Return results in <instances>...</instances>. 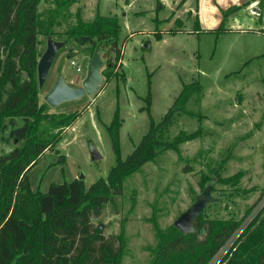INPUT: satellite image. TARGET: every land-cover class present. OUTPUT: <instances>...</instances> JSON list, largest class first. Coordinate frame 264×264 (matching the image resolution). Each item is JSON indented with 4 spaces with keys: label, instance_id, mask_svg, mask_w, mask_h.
<instances>
[{
    "label": "rangeland",
    "instance_id": "rangeland-1",
    "mask_svg": "<svg viewBox=\"0 0 264 264\" xmlns=\"http://www.w3.org/2000/svg\"><path fill=\"white\" fill-rule=\"evenodd\" d=\"M67 4L56 33L37 37L39 58L49 37L65 42L39 88L41 103L59 74L73 86L85 76L91 46L64 34L77 23L78 13L84 21L96 13L115 15L121 54L115 70L103 75L96 94L56 107L45 102L46 111L57 115L83 111L30 169L32 191L45 192L51 183L81 175L86 188L106 178L115 163L107 131L114 114L120 122L118 154L123 160L149 121L159 123L173 105L163 138L170 140L179 132L198 135L179 144V157L174 150L161 151L126 176L121 193L91 220L102 225L105 236L122 234L121 264H150L158 241L155 228L171 224L209 178L217 200L204 207L203 215L240 219L237 231L207 264L224 263L240 234L264 214V0H197L196 9L195 0H69ZM52 6L53 0H42L39 10ZM105 54L101 52L102 69ZM191 83L198 88H189L193 93L186 99L179 96L183 85ZM89 141L101 155L96 161L90 158ZM12 145L11 139L0 142V152Z\"/></svg>",
    "mask_w": 264,
    "mask_h": 264
},
{
    "label": "trees",
    "instance_id": "trees-1",
    "mask_svg": "<svg viewBox=\"0 0 264 264\" xmlns=\"http://www.w3.org/2000/svg\"><path fill=\"white\" fill-rule=\"evenodd\" d=\"M53 1L52 8L40 11L42 0H0V142L13 141L11 149L0 152V264H121L122 234L105 236L92 217L100 216L104 205L121 193L126 176L161 151L174 150L179 157V144L198 132L163 138L171 123L172 105L159 123L149 121L147 131L122 160L118 154L120 122L115 113L107 126L115 163L106 178H98L88 188L75 178L51 183L45 192L32 191L30 169L44 151L55 147L62 132L83 111L57 115L47 112L46 103L40 102L37 37L56 33L69 2ZM80 18L78 13L77 23L64 34L82 46L90 45L91 55L96 48L105 50L108 59L101 74L113 72L121 54L117 17L96 13L89 21ZM154 35L160 37L159 32ZM190 85H183L179 96L186 99L193 93L191 88H198ZM213 174L220 181L217 170ZM203 209L190 233L180 232L172 223L155 228L158 241L150 264L208 263L238 228L240 219L208 218ZM256 220L240 234L222 264H264V214Z\"/></svg>",
    "mask_w": 264,
    "mask_h": 264
},
{
    "label": "water",
    "instance_id": "water-1",
    "mask_svg": "<svg viewBox=\"0 0 264 264\" xmlns=\"http://www.w3.org/2000/svg\"><path fill=\"white\" fill-rule=\"evenodd\" d=\"M64 43V41L54 40L50 37L47 39L45 51L38 59L36 67L39 88L42 87L47 78L57 51ZM103 65L104 61L101 57L100 49L96 48L87 64L86 73L81 80V84L79 86L70 85L65 81L64 76L59 74L55 79L53 88L45 94V102L52 107H56L60 103L79 99L85 94H96L99 84L103 81V75L101 74ZM88 149L92 161L101 158L96 145L92 141H89ZM82 177L81 175L79 179L82 180ZM212 185L213 181H208L198 193L194 194L192 201L173 219L172 225L177 230L182 233L192 232V222L199 215L200 211L207 204L216 202L217 198L211 195ZM99 227L102 228V225H99ZM199 232L202 233L203 230L200 229Z\"/></svg>",
    "mask_w": 264,
    "mask_h": 264
},
{
    "label": "built area",
    "instance_id": "built-area-1",
    "mask_svg": "<svg viewBox=\"0 0 264 264\" xmlns=\"http://www.w3.org/2000/svg\"><path fill=\"white\" fill-rule=\"evenodd\" d=\"M70 64H71L73 67H75V70H76L77 72L81 70V68L76 64L75 60L71 59ZM238 228H239V226H238ZM238 228H237V229H238ZM237 229L233 232V234L237 231ZM233 234H232V235H233ZM232 235H231V236H232ZM231 236H230V237H231ZM230 237H229V238H230ZM229 238H228V239H229ZM228 239H227V241H228ZM227 241H226V242H227ZM226 242H225V243H226ZM225 243H224V244H225ZM224 244H223V245H224ZM223 245H222V246H223ZM222 246H221V247H222ZM232 246H233V245H232ZM232 246H231V247H232ZM221 247H220V248H221ZM231 247H230V248H231ZM216 253H217V252H216ZM216 253H215V254H216ZM208 262H209V261H208ZM221 264H222V263H221Z\"/></svg>",
    "mask_w": 264,
    "mask_h": 264
},
{
    "label": "flooded vegetation",
    "instance_id": "flooded-vegetation-1",
    "mask_svg": "<svg viewBox=\"0 0 264 264\" xmlns=\"http://www.w3.org/2000/svg\"><path fill=\"white\" fill-rule=\"evenodd\" d=\"M77 74V73H76ZM78 75V74H77Z\"/></svg>",
    "mask_w": 264,
    "mask_h": 264
}]
</instances>
